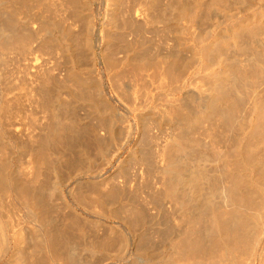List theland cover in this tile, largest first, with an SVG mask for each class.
I'll return each mask as SVG.
<instances>
[{
  "label": "rangeland",
  "instance_id": "1",
  "mask_svg": "<svg viewBox=\"0 0 264 264\" xmlns=\"http://www.w3.org/2000/svg\"><path fill=\"white\" fill-rule=\"evenodd\" d=\"M85 1L18 0L12 6L20 19L30 17L29 27L38 37L31 55L6 57L2 62L0 56V64L6 62L0 65L4 68L0 69V99L9 101L12 114L10 130L5 127L0 133V153L4 151L0 154V201L7 203L17 226L30 234L32 244L43 229L32 218L24 200L25 189L43 198L49 226L72 225L75 233L69 245L61 249L59 257H54L58 255L54 252L53 259L43 253V264H74V260L78 264H160L165 252L170 256L172 244L186 249L184 240L190 234L178 210L162 206L160 199L161 173H173L163 171V166L171 158L183 157L172 149V143L184 133L186 149L212 156L209 144L221 150L223 138H233L232 146H238L257 129L255 121L264 107L263 83L254 97L256 113L251 93L235 94L245 107L239 115L243 130L234 127L227 132L223 125L216 128V117L210 115L208 106L212 101L225 108L234 100L233 95L215 100L221 81L210 83L212 69L244 66L249 62L246 47L264 53V23L253 24L248 18L264 8V1L245 4L238 0V8L227 3L220 9L210 7L213 0H197L200 10L191 22L189 17L177 18L182 4L178 0H90L94 12L91 24ZM160 12L164 14L158 21ZM238 16L248 18L245 23L250 27H236L232 20ZM185 28L211 39L204 44L208 48L202 58L194 45H180ZM214 29L221 30L217 37L212 36ZM252 33L254 38H250ZM236 35L237 44H230ZM223 56L228 61L222 64ZM163 84L175 89L167 93ZM43 100H49L47 105ZM59 103L68 107L69 119L77 120L70 138L73 143L64 146V151L61 146L62 152L41 139L53 125L51 110ZM180 169L187 173L185 167ZM205 169L211 171L212 163ZM167 176L172 184L170 174ZM164 226L167 235L171 228L172 237L160 236ZM91 246L93 249H87ZM11 254L9 250L0 264H8ZM188 254L180 256L183 259L177 257L180 264L197 263L198 255Z\"/></svg>",
  "mask_w": 264,
  "mask_h": 264
},
{
  "label": "bare ground",
  "instance_id": "2",
  "mask_svg": "<svg viewBox=\"0 0 264 264\" xmlns=\"http://www.w3.org/2000/svg\"><path fill=\"white\" fill-rule=\"evenodd\" d=\"M17 1L18 0H0L1 62L4 61L6 57L16 58L17 56L22 57V55L26 56L27 54H32V43L38 37V34L33 29V27H29L28 21L30 20L28 19L30 17L25 21L26 17L24 20H22L23 18L20 19V16L18 15V17L16 15L18 13H16V9H14L12 6ZM72 1L76 3V0ZM178 1L182 4L181 7H179L180 10L178 12L177 18L181 19L183 17H192L194 19L193 16H196L198 11L200 10V6H198L199 4L196 5L197 0ZM237 1L238 0H213L210 7L213 8V6H217L220 9H224V7L228 6L227 3H229L238 8L237 5L239 3ZM245 1L246 4L252 0ZM85 5L87 6V10L89 13V24H91L93 23L92 17H94V12L90 7V0H86ZM163 14L164 12H160L156 20L159 21ZM192 18L191 22L193 21ZM248 18H250L251 23L253 24L263 25L264 8L258 10L256 9V13L248 15ZM248 18H246L247 20H245V18L238 16V18L233 19L232 22L234 21L233 24L236 27L247 29L250 27V23H245V21H248ZM23 21H25V27L22 24ZM225 25L227 26V23H225ZM20 26L23 28V30L19 28ZM226 26L222 27V29L226 30ZM214 30L215 31L212 36L217 37L218 33H220L219 31L221 30ZM184 31L185 33H187L183 36V38H181L180 45H194L197 55L199 57L201 56L202 58V56L205 55L206 48H208V46L204 44L210 42L211 39H203L198 35L188 33V30L186 28L184 29ZM237 35H239L238 32ZM237 35L236 37L231 39V42H229L230 44H237ZM250 38H254L253 33L250 35ZM199 41H202V43L198 44ZM245 50L249 52V56H247L249 57V62L244 66H242V63L240 65L241 67L238 68L240 70H232L228 68V66L226 68V65L222 66L223 61L226 62L228 60L225 56H223L224 60L221 61V56V66L224 68H221L219 66V69L217 67V69H212L210 71V83H215L216 80L221 81L218 90L216 89L215 94L213 95L215 96V100L217 101V99L219 98L220 100L224 101L226 95L234 96V100H232L225 108L224 106L215 104L212 101L208 106L210 107L211 111L210 115H214L213 118L216 117L214 120L216 128H219L221 125H223L225 126L227 132H231L234 127H239L243 130L242 121L241 119H239V115L241 114V112L243 114L245 107L243 105V102L235 97V94L244 95L245 93H251V97L254 98L258 95L260 85L262 83L264 84V53L262 52V54L259 52H250L251 49H247V47L245 48ZM3 56H5V58ZM1 64L5 65L6 62H3ZM201 68L202 67L200 66V68H198L196 72H199ZM135 69L136 68H134V70ZM172 73L174 74V71ZM137 75H135V77ZM130 76L132 77V75ZM174 78L175 77H173V79ZM171 82L172 81L170 80V83ZM164 86L162 88L160 85V88L164 90L166 89L167 93L173 91L174 86L167 87L166 84ZM126 87L129 91L130 86L126 85ZM134 91L136 92V90ZM44 97L45 96H43V98ZM48 101L49 100H43V103L46 104V102ZM8 102L6 100L0 99V133H2L3 128L5 127L7 128V130H10L7 126H10L12 124L11 121H9L12 114L10 113L11 106L10 103L8 104ZM52 105H50V107ZM65 107L66 106H64V104L59 103L58 107L53 106V109L50 108L52 109L51 114L52 118L54 119V123L49 122L53 125L51 127L49 126V132L47 131L48 133H45V136H42L41 138L43 139L44 137V144H54L55 146H53L55 147V149L57 146L59 148L58 151L60 152L64 151V146L71 147L73 141L70 138H72V135L75 134V122L77 121L74 118V115H72L74 116V119H69V116L67 114L69 111L67 110L68 112H66V108L68 107ZM252 107L254 112L256 113L258 101L255 98L253 99ZM262 108H260L262 109V111L260 110L258 119L255 121L257 129L251 130L252 135H254L256 132L255 135L257 137H252V135L249 136L246 143L241 142L240 145L233 147L232 141H234L235 139L223 138L222 144L224 148L222 146L221 150H219L218 148V150H215L212 146L213 143L209 144V149L213 151L212 156H210L206 151H203L202 154H193L191 150L186 149L187 144L183 143L185 142L184 133L180 135L178 141L172 143V145L174 144L172 149L177 150L179 154L181 153V155H183V157H180L179 155L178 158H171L163 166V171H173V173H161L162 178L159 186V190L161 192L160 199L163 202L162 206H164V204H168L167 206H165L171 208L172 210H178L179 216L182 217L181 220H183L184 218L186 223H188L190 230H188L186 233L189 232L190 234L188 235L189 238L184 240L186 242V245H184L187 250L178 248V246L181 245L178 242L177 243L179 245L177 247L175 244H172L170 252L168 253L170 256H168L165 252L159 259L161 261L160 264H180V259L186 258L185 255H187L188 253H190L191 255H198L199 260L196 261L197 263L187 261L183 264H264V146H261V141H264V107L262 106ZM226 136L228 135L226 134ZM254 137H256L257 139L252 140ZM61 146V149H63L62 151L60 150ZM227 146L232 147V149H230V151H227ZM121 147L122 145H120L119 148ZM3 152L4 151L2 150L1 153ZM219 160H223L221 164L219 163ZM208 162H211L213 165V169L211 171L205 169V166ZM181 167H185L187 173H181ZM167 174H170V180L174 184H168L167 180H169V178ZM23 194L25 198L24 200L30 207L32 218H34V220L40 224L43 230L40 234H38V236L40 237L37 239L36 243L32 244L30 234L26 232V230L21 225L17 226L18 223L16 221V217L7 209V203L4 200V203L0 201V259L6 256L8 251L11 250V257L6 262L8 264H43V253H48L51 259L57 256L59 257V254L61 255V253L59 252L62 248L66 249L67 245H69L70 238L73 237L72 234L75 232H73V227L69 223H67L69 226H67V224H63L64 226L60 225L59 227L49 226L50 222L48 220V214L46 215V209H48V207L46 208V204L44 203L43 198L37 192L28 191L27 189L23 190ZM171 200H174V202L172 203ZM134 217L137 216L135 215ZM138 217H141L140 214ZM73 221L77 223V220ZM78 230L77 232H80ZM161 231L162 234H160V236H167L166 239L173 236L170 234L172 231L171 228L169 230L170 233L167 232L169 233V237L166 234L165 226L162 227ZM192 235L194 237H192ZM87 249L91 250L93 249V246ZM54 252H58V255L53 257L52 255L56 254ZM182 255H184L183 258L180 257ZM177 257L180 259L178 260ZM202 257L205 259H203ZM74 264H78V261L74 260Z\"/></svg>",
  "mask_w": 264,
  "mask_h": 264
}]
</instances>
